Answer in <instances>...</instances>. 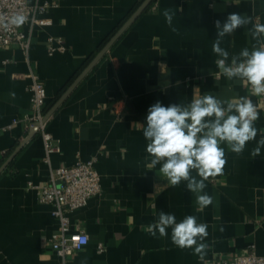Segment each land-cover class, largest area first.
Listing matches in <instances>:
<instances>
[{
	"label": "crops",
	"instance_id": "crops-1",
	"mask_svg": "<svg viewBox=\"0 0 264 264\" xmlns=\"http://www.w3.org/2000/svg\"><path fill=\"white\" fill-rule=\"evenodd\" d=\"M36 1L48 3L36 18L50 24L28 20L23 25L31 39L28 58L14 45L0 49V166L28 135L22 123L12 121L30 114L29 69L43 82L46 112L140 0H28ZM165 9L175 13L171 26ZM230 13L252 20L222 40L231 63L243 48L264 42L248 31L264 24V0H154L114 42L47 120L46 130L58 148L49 164L36 134L0 173V264H60L50 245L58 220L29 183L43 186L50 168L92 157L101 191L68 215V234L81 230L88 243L67 264H202L243 254L250 245L264 256V148L253 157L256 141L239 155L221 145L226 164L222 175L205 181L204 192L213 202L203 208L186 182L172 187L158 173L159 165L147 168L151 158L143 124L157 101L187 105L209 94L233 101L249 96L259 105L246 81L229 80L215 63L214 22L223 23ZM49 36L61 37L66 51L48 55ZM258 112L257 140L264 133V113ZM160 211L174 214L178 222L194 215L197 223L207 224L203 259L193 248L175 246L171 229L166 237L148 232ZM98 244L104 247L101 253Z\"/></svg>",
	"mask_w": 264,
	"mask_h": 264
},
{
	"label": "clouds",
	"instance_id": "clouds-1",
	"mask_svg": "<svg viewBox=\"0 0 264 264\" xmlns=\"http://www.w3.org/2000/svg\"><path fill=\"white\" fill-rule=\"evenodd\" d=\"M163 15L171 26L175 13L165 9ZM23 22V16H17L12 21L17 25ZM251 23L250 17L240 13H230L223 23L216 20L217 38L213 42L212 53L218 57L215 63L220 74L229 80L237 78L246 81L251 93L260 96L264 95V42L251 50L243 48L239 59L233 56L231 63H227L229 52L221 47L226 35ZM172 30L176 31L175 28ZM248 31L254 40L259 41L264 37V24L255 23ZM259 118L257 107L249 96H240L233 101L205 94L187 105L174 103L165 106L157 101L148 108L143 124L146 152L151 158L147 168L157 169L159 165L158 173L172 187L186 182V188L194 194L197 206L206 207L212 204L213 198L204 192L207 187L205 181L222 175L226 164L222 144L239 155L248 142L256 141L251 155L260 156L264 148V133L259 140L256 139L260 130L255 122ZM207 227L205 223H197L194 215H187L178 222L174 214L160 211L158 219L148 225V232L153 237H157V233L159 237H166L167 230L171 229V241L175 246L193 248L194 253L203 259L207 248L204 243L208 236Z\"/></svg>",
	"mask_w": 264,
	"mask_h": 264
},
{
	"label": "built area",
	"instance_id": "built-area-1",
	"mask_svg": "<svg viewBox=\"0 0 264 264\" xmlns=\"http://www.w3.org/2000/svg\"><path fill=\"white\" fill-rule=\"evenodd\" d=\"M48 6L47 2L39 4L36 1L30 4L28 0H0V49L14 45L28 58L31 39L29 34L23 32L22 27L28 20L31 24L39 26L49 25L50 20L36 18V14L43 13ZM17 16L24 17L22 24L12 23ZM46 47L48 55L66 51L61 37H47ZM28 77L30 79L27 88L30 93V114L13 119L12 124L22 123L26 134L34 131L41 136L44 162L49 164V155L58 148L54 144L52 135L46 130L47 120H44L46 92L43 82L32 69H29ZM259 98V105L256 107L264 113V95H260ZM7 128L9 127H4L2 130ZM94 163L93 157L87 161L77 159L71 165L50 168L45 185L29 183V187L36 191L39 203L50 205L52 215L58 220V232L51 239L50 245L58 256L60 264H67L68 257L88 243L87 234L81 230L68 234L70 229L68 215L84 207L88 199L100 193V177ZM103 248L102 244H98L97 252H103ZM202 264H264V256L258 255L254 245H250L243 254L232 258L209 259Z\"/></svg>",
	"mask_w": 264,
	"mask_h": 264
},
{
	"label": "water",
	"instance_id": "water-1",
	"mask_svg": "<svg viewBox=\"0 0 264 264\" xmlns=\"http://www.w3.org/2000/svg\"><path fill=\"white\" fill-rule=\"evenodd\" d=\"M154 0H142L136 8L129 14V16L122 22L115 33L108 39V41L96 52L89 63L83 68L73 82L64 90V92L55 100L44 114V120H48L50 115L66 100L76 85L92 70V68L101 60V58L108 52L114 42L126 31V29L148 8ZM36 133L31 131L19 146L8 156V158L1 164L0 173L13 160L16 153L29 141Z\"/></svg>",
	"mask_w": 264,
	"mask_h": 264
},
{
	"label": "trees",
	"instance_id": "trees-1",
	"mask_svg": "<svg viewBox=\"0 0 264 264\" xmlns=\"http://www.w3.org/2000/svg\"><path fill=\"white\" fill-rule=\"evenodd\" d=\"M141 1H142V0H140V1H139V2L133 7V9L130 11V13L136 8V6H137ZM130 13H129V14H130ZM129 14L127 15V17L129 16ZM127 17H126V18H127ZM126 18H125V19H126ZM120 25H121V24H119L118 27H119ZM118 27H116V29H114V30L109 34V36H108V37H107V38L101 43V45H100L99 48H102V46H103V45L108 41V39L114 34V32L118 29ZM90 58H91V57H90ZM90 58H89V59H90ZM89 59H88V60H89Z\"/></svg>",
	"mask_w": 264,
	"mask_h": 264
}]
</instances>
